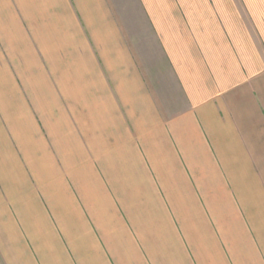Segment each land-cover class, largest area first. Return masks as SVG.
I'll return each mask as SVG.
<instances>
[{
	"label": "crops",
	"instance_id": "obj_1",
	"mask_svg": "<svg viewBox=\"0 0 264 264\" xmlns=\"http://www.w3.org/2000/svg\"><path fill=\"white\" fill-rule=\"evenodd\" d=\"M10 264H264V0H0Z\"/></svg>",
	"mask_w": 264,
	"mask_h": 264
},
{
	"label": "rangeland",
	"instance_id": "obj_2",
	"mask_svg": "<svg viewBox=\"0 0 264 264\" xmlns=\"http://www.w3.org/2000/svg\"><path fill=\"white\" fill-rule=\"evenodd\" d=\"M6 256L5 246L0 245V264H10V260H8Z\"/></svg>",
	"mask_w": 264,
	"mask_h": 264
}]
</instances>
